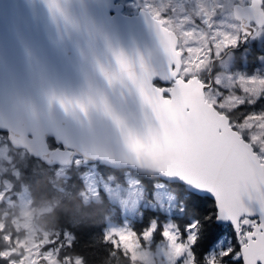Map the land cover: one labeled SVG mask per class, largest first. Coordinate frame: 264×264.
Returning a JSON list of instances; mask_svg holds the SVG:
<instances>
[{"label": "snow or ice", "instance_id": "6c2138e0", "mask_svg": "<svg viewBox=\"0 0 264 264\" xmlns=\"http://www.w3.org/2000/svg\"><path fill=\"white\" fill-rule=\"evenodd\" d=\"M41 3L53 24L62 22L66 30H79L68 13L70 0ZM249 4L258 5L264 12V0H249ZM167 11L153 6L152 0H143L142 13L150 21L164 59L159 71L139 52L133 58L102 37L103 59L90 44L93 76L85 73L84 85L78 91L57 92L52 88L38 91L29 99L33 116L39 102L75 118L81 130L78 141L50 135L41 140L29 128L20 129L18 135L28 144L30 157L57 171L80 168L82 163L96 160L111 162L117 155L134 160L141 152L179 154L163 174L187 186L186 202L180 208L182 223H170V213L146 209L151 216L147 222L141 217L143 228L137 232L129 227L126 214L118 216L116 225L101 228L102 242L113 257L134 255L123 240L133 239L139 247L158 236L178 253L174 264H264V112L241 110L246 103L264 99V77L234 76L220 70L211 73L208 80L199 75L225 51L244 52L246 57L251 48L241 50V46L257 41L264 34V23H241L233 36L213 23L214 17L209 18L206 9H198L194 17L178 18L179 22ZM186 23L192 27L184 29ZM257 59L264 63V55ZM95 76L108 90L138 98V116L111 103L105 89L95 83ZM209 89L215 90L212 99L207 97ZM193 100L206 109L214 125V132L202 138L195 137L194 132L205 117L194 111ZM226 102L239 113L237 118L225 110ZM178 124H183V134L170 137L169 130ZM13 133L11 125L0 126V140L16 143ZM32 144H39V150ZM86 181L85 177L81 182L95 197L105 198V192L111 191L99 184L87 185ZM160 187L156 185L149 197L160 199ZM17 191L10 181L0 184V204L15 199ZM132 203L136 207L138 202ZM208 203L213 204L211 209ZM14 239L0 229V264H23V257L13 251ZM74 243V234L65 229L38 244L31 259L34 264H83L80 257L68 252Z\"/></svg>", "mask_w": 264, "mask_h": 264}, {"label": "water", "instance_id": "95a60500", "mask_svg": "<svg viewBox=\"0 0 264 264\" xmlns=\"http://www.w3.org/2000/svg\"><path fill=\"white\" fill-rule=\"evenodd\" d=\"M116 1L70 0L68 13L79 25V30H66L62 22L52 23L41 0H0V126L13 127L16 143L10 144L12 148L26 151L28 144L18 135L23 128L33 130L34 137L41 140L45 135L59 139L67 137L74 142L81 138L78 135L81 132L78 122L72 116L66 117L56 106L49 110L39 102L33 116L27 102L38 91L52 88L57 92L78 91L84 85L85 73L93 76L90 44L103 59L102 37H107L114 47L118 45L133 58L139 52L146 60L150 59L157 71L162 68L163 55L142 9L134 15L123 14V5ZM232 14L239 25L249 20L264 23V12L258 5L236 3L232 7ZM94 80L105 89L111 103L138 116V98L129 96L127 92L121 96L120 90H108L98 76ZM192 103L194 111L205 117L194 132L195 137L202 138L210 131L214 132V125L210 123L206 109L199 106L196 100ZM182 134L183 124L169 130L170 137ZM31 147L39 150V144H32ZM178 158L179 154L175 151L152 155L141 152L134 160L117 155L111 162L96 160L91 163L113 170L128 169L149 174L165 184H180L163 174ZM184 188L187 191L186 185Z\"/></svg>", "mask_w": 264, "mask_h": 264}, {"label": "trees", "instance_id": "16d2710c", "mask_svg": "<svg viewBox=\"0 0 264 264\" xmlns=\"http://www.w3.org/2000/svg\"><path fill=\"white\" fill-rule=\"evenodd\" d=\"M264 38L257 41H251L245 45V48H251V52L245 57L244 52L235 51L232 57V71L250 72L261 61L257 59L258 56L264 55V47H261ZM209 66L206 70L199 73L202 79L208 80ZM211 73L216 71V65L211 67ZM226 110V109H225ZM242 111H264V99L256 100L254 104H244ZM237 118L239 113L232 110H226ZM4 141V140H3ZM6 142V141H4ZM10 155L13 158L14 165L18 169V176L8 175V180L19 188L25 185L28 190V195L31 200L32 207H40L49 202H56L53 209L36 218L35 222L45 230H54L63 232L65 229L72 232L75 236V243L73 247L68 250L73 257H80L83 264H137L133 262L129 256L113 257L110 251L103 244V236L101 228L106 225V218L111 222L117 224V217L121 216V210L118 207L111 205L106 198H101L97 201H90L83 203L81 199V192L84 190L82 181V174L85 172V166L80 168L75 166L63 168L57 171L53 167H47L39 161L34 160L24 151H11ZM101 174L104 177L113 175V180L125 184L123 170H111L109 168L97 165ZM27 173V175H25ZM130 174L135 176L142 187L145 194L153 192L154 184L158 181L149 174H140L130 171ZM122 181V182H121ZM166 189L175 195L177 199V207L180 211L182 205L185 204V195L187 191L184 186L179 183H171L166 185ZM16 192V193H17ZM15 194V193H14ZM149 198H152L149 197ZM10 201H4L0 204V213H6L4 218L0 217L3 222V231L5 233H12L14 236H22L23 230L17 231L10 224V216L17 214L16 208H10L8 205ZM212 203L207 204V208L211 209ZM14 212V213H12ZM144 221L147 222L151 216V211L142 210ZM180 216H173L175 224H181ZM187 216H185V219ZM141 220V219H140ZM137 220L132 225L133 228L139 232L143 228V224ZM158 236L153 238L154 245L161 242ZM199 251V250H197Z\"/></svg>", "mask_w": 264, "mask_h": 264}, {"label": "rangeland", "instance_id": "374dc122", "mask_svg": "<svg viewBox=\"0 0 264 264\" xmlns=\"http://www.w3.org/2000/svg\"><path fill=\"white\" fill-rule=\"evenodd\" d=\"M124 6L123 13L125 14H136L139 9L143 8V0H118ZM153 6L168 8L167 14L174 21H178L181 17H194L197 14L198 9H206L209 18H213V23L216 25L223 26L222 30L231 35L237 34V29L239 27L238 23L234 20L232 14L233 4L246 5L249 0H152ZM174 9V13H172ZM198 23V21H197ZM191 24H184V29L191 28ZM264 38V34H261L258 40ZM227 55L224 58H220L216 63V70H220L221 73H231L234 76L241 74L244 75H255L264 77V63H259L255 68H252L250 72H239L232 71V60H231V50L225 51ZM211 64H207L204 67L206 70ZM202 70V71H204ZM201 71V72H202ZM200 72V73H201ZM215 95V90H208L207 97L212 99ZM232 103L226 102L225 109L232 110ZM256 112V111H255ZM264 112V111H262ZM13 149L11 146L0 140V184L8 181L6 178L9 174L15 177L18 176V169L14 165L12 156L10 155ZM82 180L87 178V185L95 186L97 184L105 186L111 189L110 192H105V196L109 203L121 210V215L126 214L128 217L127 223L129 227L133 228L135 221L140 220L142 217L143 209L160 210L162 213H170L171 219L170 223L175 224L173 216H179L180 211L177 207V199L174 194L170 193L163 182L157 181L154 184L160 185L159 191L162 193L160 199H157L155 195L152 198L146 196L144 188L138 181V179L128 172H125L124 180L125 184L115 182L113 180V175L104 177L100 170L92 165L86 167L85 172L82 174ZM84 184V183H83ZM137 193H141L142 196H137ZM15 199L11 200L8 205L10 208H16L17 214H11L10 224L15 228L17 233L23 230L22 236H14L13 241V251L23 257V264H34L33 253L37 249V245L43 243L46 239L52 237L54 238L57 231L45 230L39 226L35 220L40 215L49 212L53 209L56 202H49L40 207H32L30 204V199L28 195V190L25 185L19 188V192L15 193ZM81 199L83 203H88L90 201L100 200V197H95L87 193L86 185L84 184V190L81 192ZM133 200H137V206L133 207ZM8 201V200H6ZM145 207H140V205ZM114 206V207H115ZM14 213V212H12ZM5 218L6 213L1 214ZM107 225H116L106 218ZM3 222L0 221V229H3ZM6 234L11 235L8 232ZM122 243L131 251L134 255H129L130 259L137 264H174L177 252H175L165 240L160 243L155 244L153 239L144 244L143 246H135L133 239L123 240Z\"/></svg>", "mask_w": 264, "mask_h": 264}, {"label": "flooded vegetation", "instance_id": "af4514ba", "mask_svg": "<svg viewBox=\"0 0 264 264\" xmlns=\"http://www.w3.org/2000/svg\"><path fill=\"white\" fill-rule=\"evenodd\" d=\"M226 56V54L223 56V57H221V58H224ZM217 62H218V60H217ZM7 180H8V178H6Z\"/></svg>", "mask_w": 264, "mask_h": 264}]
</instances>
